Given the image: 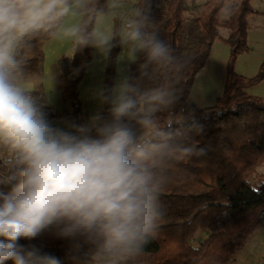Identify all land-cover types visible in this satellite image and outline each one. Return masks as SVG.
<instances>
[{
    "label": "trees",
    "instance_id": "obj_1",
    "mask_svg": "<svg viewBox=\"0 0 264 264\" xmlns=\"http://www.w3.org/2000/svg\"><path fill=\"white\" fill-rule=\"evenodd\" d=\"M109 0H89L77 31L73 57L60 62L62 90L72 106L75 130L81 113L80 83L91 64L97 17L108 10ZM158 0H137L136 32L140 45L131 64L127 93L139 101L141 114L153 121L147 136L162 151L156 157L160 182V216L148 242L122 264H234L238 255L264 227V98L247 92L264 78V64L255 77L237 73L235 64L248 50V20L256 15L252 0H240L227 20L221 13L228 0H206L191 37L186 36V11L191 0H166L159 15ZM70 3V0H66ZM63 15L54 23L25 36L15 51L14 77L39 76L43 45L57 32ZM114 35L104 88V110L97 123L111 122V89L122 22L114 17ZM228 31L230 56L224 90L209 107L188 102L194 82L209 59L220 30ZM158 42L164 57L153 59L150 49ZM37 99L36 93L24 92ZM159 94L161 100L146 103ZM135 131V119L127 121ZM10 175L0 159V179ZM255 177V181H252ZM9 186L0 185L7 191ZM207 239L193 241L197 233ZM18 250L26 264H107L97 259L95 247L84 237H61L55 227L34 239H21ZM3 264H14L12 260Z\"/></svg>",
    "mask_w": 264,
    "mask_h": 264
},
{
    "label": "clouds",
    "instance_id": "obj_2",
    "mask_svg": "<svg viewBox=\"0 0 264 264\" xmlns=\"http://www.w3.org/2000/svg\"><path fill=\"white\" fill-rule=\"evenodd\" d=\"M66 12V0H0V159L10 171L0 179L9 186L0 188V264H26L18 242L50 227L61 237H84L97 259L122 264L148 242L160 216L162 147L127 122L135 119L145 133L153 127L137 99L122 92L111 122L66 131L52 126L12 74L23 38ZM165 55L162 44H152L153 59ZM159 100L152 94L145 102ZM47 264L59 261L48 257Z\"/></svg>",
    "mask_w": 264,
    "mask_h": 264
},
{
    "label": "rangeland",
    "instance_id": "obj_3",
    "mask_svg": "<svg viewBox=\"0 0 264 264\" xmlns=\"http://www.w3.org/2000/svg\"><path fill=\"white\" fill-rule=\"evenodd\" d=\"M240 0H228L222 13V20H227ZM137 0H109L108 10L97 17L94 30L93 59L79 86L81 113L76 119L75 126L92 128L97 123V117L104 110V88L111 44L114 35V17L120 18L118 52L114 62V74L111 89L112 102L122 92L128 90V80L131 64L135 59L140 45L139 37L135 36ZM206 0H191L186 11V36L196 27ZM252 7L256 15L248 20V50L241 54L236 61L235 71L245 77H255L264 64V0H252ZM89 5V0H70L66 3L67 12L54 37L43 45L44 59L42 72L39 76L15 77L24 92L36 93V106L45 114L53 127L72 131L74 117L69 99L62 90L60 62L63 58L70 61L73 57L75 44L78 39L77 31L83 14ZM156 7L159 15H164L167 9L166 0H158ZM130 24V27L127 26ZM74 30V31H71ZM189 33L188 34V32ZM221 37L215 41L205 68L196 78L188 102L198 107H209L216 104L221 97L225 80L230 49L226 43L228 31L220 30ZM247 92L264 98V78L261 83L248 88ZM153 129V127H152ZM152 129L145 133L140 127L135 130L138 136H148ZM257 174H264V165L257 168ZM255 181V177H252ZM264 218V216H263ZM263 218L261 220H263ZM206 233H197L193 244L206 240ZM264 252V227L253 235L252 240L238 255L234 264H255L259 253Z\"/></svg>",
    "mask_w": 264,
    "mask_h": 264
},
{
    "label": "crops",
    "instance_id": "obj_4",
    "mask_svg": "<svg viewBox=\"0 0 264 264\" xmlns=\"http://www.w3.org/2000/svg\"><path fill=\"white\" fill-rule=\"evenodd\" d=\"M264 261V252L259 253L256 257L255 264H262Z\"/></svg>",
    "mask_w": 264,
    "mask_h": 264
},
{
    "label": "built area",
    "instance_id": "obj_5",
    "mask_svg": "<svg viewBox=\"0 0 264 264\" xmlns=\"http://www.w3.org/2000/svg\"><path fill=\"white\" fill-rule=\"evenodd\" d=\"M127 26L130 27V24H127ZM33 101H34V98L33 97H30ZM260 218L262 219L263 218V214L260 215Z\"/></svg>",
    "mask_w": 264,
    "mask_h": 264
},
{
    "label": "water",
    "instance_id": "obj_6",
    "mask_svg": "<svg viewBox=\"0 0 264 264\" xmlns=\"http://www.w3.org/2000/svg\"><path fill=\"white\" fill-rule=\"evenodd\" d=\"M262 264H264V261H263V263Z\"/></svg>",
    "mask_w": 264,
    "mask_h": 264
}]
</instances>
